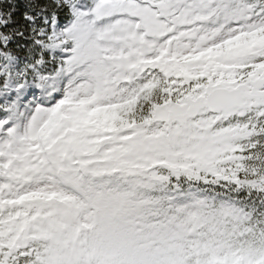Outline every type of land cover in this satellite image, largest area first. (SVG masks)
Returning a JSON list of instances; mask_svg holds the SVG:
<instances>
[{
    "label": "snow or ice",
    "instance_id": "obj_1",
    "mask_svg": "<svg viewBox=\"0 0 264 264\" xmlns=\"http://www.w3.org/2000/svg\"><path fill=\"white\" fill-rule=\"evenodd\" d=\"M0 264H264V0H0Z\"/></svg>",
    "mask_w": 264,
    "mask_h": 264
}]
</instances>
